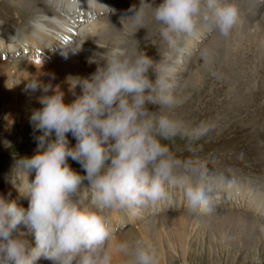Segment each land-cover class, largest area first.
<instances>
[{
  "label": "clouds",
  "instance_id": "clouds-1",
  "mask_svg": "<svg viewBox=\"0 0 264 264\" xmlns=\"http://www.w3.org/2000/svg\"><path fill=\"white\" fill-rule=\"evenodd\" d=\"M130 11L126 20L143 27L141 5ZM151 12L170 45L176 35L191 33L202 13L223 37L239 19L230 0H161ZM103 49L89 61L97 65L89 77L70 78V90L81 89L71 103L64 102L59 86L37 78L26 85L45 93L37 98L42 107L30 117L42 134L34 154L14 164L23 176L14 186L27 207L0 196V264H36L41 257L51 264H115L114 254L120 264H159L150 240L114 239L110 213L138 216L170 199L166 186L181 189L184 211L194 222L215 213L213 199L223 177L212 174L203 159L178 160L161 142L180 136L191 143L213 125L201 120L189 126L169 114L181 101L167 70L145 51L120 42ZM68 133L76 140L74 147ZM68 158L80 164L84 176L69 166ZM84 180L86 188L81 187ZM81 192L90 207L80 199ZM21 226L34 233L35 246L23 239Z\"/></svg>",
  "mask_w": 264,
  "mask_h": 264
},
{
  "label": "rangeland",
  "instance_id": "rangeland-1",
  "mask_svg": "<svg viewBox=\"0 0 264 264\" xmlns=\"http://www.w3.org/2000/svg\"><path fill=\"white\" fill-rule=\"evenodd\" d=\"M38 1L44 4L43 0ZM149 1L151 0H134V4L130 9H138L140 5L144 8L146 4L149 6L152 4ZM230 2L233 3V0H230ZM127 3H129V0H116L113 5L105 6L104 9L100 10L101 12L99 11L96 17L99 20H106L110 16L117 14L121 9L120 7L124 8ZM246 3H249V1L245 0L241 5L236 4V7L241 11L240 9ZM10 5L11 0H0V35L3 39L10 38L12 40L19 38L21 31L29 27L31 18L18 9L12 10ZM53 12V14L59 16V12H56L54 9ZM131 15H133V12L129 10V14H125L123 17L127 19ZM201 18L204 19L205 14L202 13L197 20H201ZM238 20L239 30L234 33L238 36L239 41L234 42H240L239 44L242 45V48H245L244 34L240 33V31L245 26L242 22L247 23V20L244 19L242 13L239 14ZM129 22L131 23L128 20L124 22L125 28L122 29L121 33L128 34L132 31ZM258 22L264 25V5L249 20V25L246 24L248 27H246L245 33H253L254 30L252 28ZM157 28L158 25L156 24V26L143 32L137 39L141 41L139 44H146L149 48H153L154 56L152 55L151 58L157 62L158 66L166 68L168 62L173 60L176 49L180 47L185 34L176 35L174 43L170 45L163 40ZM207 29L208 33H203V38L199 41L200 43L193 48L191 53L186 48L181 49V56L187 57V68L178 80L176 87L173 88L174 94L179 98L181 103L172 109L169 114L176 118L179 116L178 119L184 121L189 126L194 125L193 121L198 120L201 116V112L198 110L199 107L194 106H200V97L212 90V82L216 76L215 68L222 59L219 55L217 56L216 48H218V45L228 48V44L231 42V36L229 38L221 36L213 25ZM212 33L218 34L220 38L214 47L209 45L208 42ZM27 40L31 41L30 39ZM124 46L127 47L126 44ZM1 47L2 45H0ZM54 48H43L40 46V49L35 48L34 54L32 43L25 45L23 42L21 43L20 39L14 40L10 45L6 46L4 51L0 50V56H2L3 61H8L9 65H11L14 61L19 63L25 60H34V70H29L28 73V71H25V65L21 63L2 68L0 66V79L3 80L1 81L6 83L7 80L11 79L9 80L11 84H20L25 79L26 83L24 81V84H27V79L30 81L33 78L32 81H34L37 78L42 83H45L46 77L48 79L49 76L61 79L63 76H66V70H63L60 65L54 64L52 66L51 63L49 64L44 61L49 59L50 55L48 54L61 51L59 44ZM130 49H137V47L133 46ZM257 49L258 45L255 47V53L258 51ZM16 50H18V54H16ZM20 51L23 52L20 53ZM9 52H13L15 55L10 56ZM31 53H33L32 56ZM218 53L221 54L219 51ZM255 56L258 55L256 54ZM257 61L258 59H254V64H251L250 70L252 74L255 73V62ZM195 65L197 66L196 70ZM192 70H195V72L192 73ZM60 72L63 76L60 75ZM36 75L41 77H37ZM149 75L150 78H154L151 70ZM190 76L194 79H190L192 82H189L185 86ZM206 80L209 83L208 85H206ZM64 85L66 83L63 79L54 80L53 82V87L59 86L60 91L63 93L64 102L71 103L74 100L71 99L73 95L69 97L68 92H66L67 89H64L66 88ZM253 85L255 88L256 85ZM43 94L45 93L36 91L31 96L30 93L24 100V106L17 105L18 103H16V107L10 113V107L7 103L12 100L8 99V96L0 91V196L6 202L15 201L19 206L25 208L28 205V201L18 193L17 188L14 186V183L18 185L19 180H23V176L14 164L21 157H31L37 148V137L42 133L35 129L34 125L30 122V117L34 109L42 107L37 98ZM185 101L188 102V105L184 107ZM260 102L263 103L264 99ZM188 109H193V113L196 114L195 120L191 119L192 114L187 113ZM259 112L261 111L255 112L254 123L256 125L250 123V118L242 115L243 119L239 127L240 130L233 129L230 133H223L222 136L220 135L222 130L218 133V129L213 126L212 130L206 135L191 143L186 138L180 136H177L173 140L161 141L168 145L178 160L203 159L212 174L223 177L224 184L218 188L217 194L213 199L215 213L210 219H206L200 223L194 222L184 211L181 189L178 186H166L170 193V198H172V205L168 200H164L155 207L142 209L140 215L135 220L128 218V222H125V218L127 215L129 217V214L124 211H112L114 222L111 224L115 230L114 239L119 240L128 238L129 236H136L150 240L158 251L159 264H264V232L262 233L258 229L257 223L253 224V221H258L260 222L259 224L264 225V200L260 201L256 206H248V195L244 193L247 189L255 188L259 192L258 194L264 196V156L262 155L264 153V134L259 132L260 127L257 126L260 118ZM66 135L69 146L74 147L76 143L75 138L71 133ZM242 151L244 154H242ZM257 155L261 157L257 158ZM68 164L82 176L85 175L84 170L76 161L68 158ZM181 171L182 169H177L178 173ZM28 178L31 181L34 178V172L30 173ZM81 187H87L86 180L82 182ZM223 191H226L227 194L220 200L218 196ZM231 192H234V194L229 198L231 195L228 193L231 194ZM180 198L182 201L178 202ZM225 198H229V200L225 202ZM232 198H239L247 209L251 211V215L249 213L245 214L240 207L230 206ZM80 199L84 201L86 206L90 207L83 192H81ZM258 212H261L263 217L256 215ZM21 231L25 232L23 239L29 240L30 234L22 226ZM114 260L115 264H120V257L118 255L114 254ZM42 262L51 264L45 258L42 260L38 259L36 264Z\"/></svg>",
  "mask_w": 264,
  "mask_h": 264
},
{
  "label": "bare ground",
  "instance_id": "bare-ground-1",
  "mask_svg": "<svg viewBox=\"0 0 264 264\" xmlns=\"http://www.w3.org/2000/svg\"><path fill=\"white\" fill-rule=\"evenodd\" d=\"M43 1L44 4L39 2L38 0H11L10 8H12V10L18 9L28 17L30 16L31 23L27 29L21 31L20 36L18 35L19 38H15L12 40L10 38L3 39V37L0 35V45H2L0 50L2 49L4 51L6 46L10 45L16 39H20L21 43L23 42L25 45H27L28 43H32L33 52L35 48L40 49V46L43 48L52 47V49H55L54 47L59 44V48H61V51L59 50L60 52H53L54 54H48L50 55L49 59L47 61H44L49 64L51 63L52 66L54 64L60 65L63 70H66V76H63L61 72L60 75L63 76L61 79H63L66 83V85H64L66 86V88L64 89H67L66 92H68L69 97L73 95L71 99H75V96L80 95L81 89L79 86H77L74 90H70V84L72 83L70 78L89 77L95 71L97 66L95 63H90L89 61L95 56L97 52L104 51V47L111 46L114 42H120L123 46L126 44L129 49L133 46H136L138 50H143L149 57H152L153 48H149L146 44H139V42L141 41L137 38L149 28L156 26L157 23L152 17L151 6H156L161 2V0H151L149 2H152V4H150L149 6L148 4L145 5V7L143 8V11L145 13L144 26L137 29L132 22H129L131 25L130 29H132V31H130L128 34L121 33L122 29L125 28L124 22L126 21L123 16L125 14H129L130 7L134 4V0H129V3H127L124 8L120 7L121 9L119 8L120 10L118 12L116 11L117 14L110 16L106 20L97 19L96 14L100 10L104 9L105 6L113 5L116 0ZM244 1L245 0H233V3L235 5H241ZM248 1L249 3H246V5H244L240 9L241 11L238 10L239 14L242 13L244 15V19L247 20V23L242 22V24H244L245 26L240 31V33L244 34L243 39L245 40V48H242V45L239 44L240 42H234L239 41L238 36L234 33L239 30V25L237 22V24L231 30L230 34L226 37L229 38L231 36V42L228 44V48H224L223 45H218V48H216L217 56L219 55L222 59L218 62L215 68L216 76L212 82V90L210 91L209 89L210 92H207L205 95H202L200 97V106H194L199 107L198 110H200L201 116L198 118V120H195L196 114L193 113V109H188L187 111V113L193 115L191 116V119L195 120L193 121L194 124L201 120L209 121L214 126V128L218 129V133L220 130H222V133L220 134L221 136L225 132L230 133L231 131H233V129L240 130L239 127L241 126V122L243 119L242 115H244V117L250 118V123H254V117H256L255 112L258 110H260L261 112H259L260 118L258 120L257 126L260 127L259 132H262L264 134V102H260L262 99H264V25L258 22L252 28L254 30L253 33H245V31L247 30L246 27H248L249 25V20L260 11L262 6L264 5V0ZM53 9L56 10V12H59V16L53 14ZM212 25L213 24L211 20L201 18V20H197L193 31L183 36L181 45L176 49L173 60L169 61L168 66L165 68L169 76L171 77L173 88L176 87V85L178 84V80L187 68V57L181 56V49L186 48L189 50V53H191L193 48H195V46L200 43L199 41L203 38V33L207 34V28L212 27ZM213 33L212 36L210 34L211 37L208 40L209 45H211L212 47H214V45L217 44V42L220 40L218 34ZM27 39H30L31 41ZM256 43L258 45V51L255 53V47L257 46H255ZM218 51L221 52V54L218 53ZM22 52L23 51H20V53ZM9 53L10 56L15 55L13 52ZM16 54H18V50H16ZM256 54L258 56H255ZM32 55L33 53H31V56ZM254 59H258V61L255 62V73L252 74L250 67L252 66L251 64H254ZM34 62V60H25L19 63L14 61L11 63V65H17L21 63L25 65V71H28L29 73V70H34ZM11 65H9L8 61L4 62L2 56H0L1 68ZM194 67L196 70L197 66L195 65ZM195 70H192V73H194ZM10 73L12 74V72ZM36 76L41 77L38 75ZM61 79H55L54 77L51 78V76H49V79L48 77H46L45 84L50 83L53 86L54 80ZM190 79L193 80L194 78L190 76L189 80L186 81L185 86L189 82H192V80ZM1 80L2 79H0V91L6 94L8 96V99L13 101L8 102L7 99V104L10 107V113L14 110L13 108L16 107V103H18L17 105L24 106V100L27 98V96H29L30 93L31 96L34 94V92H32L31 90L26 89L27 84H24L25 79L23 82H19L20 84H11L9 81L11 79H6V83H3V80ZM32 80L33 78L30 79V81ZM27 81L29 80L27 79ZM205 82L206 85L209 84L207 80ZM253 84L256 85L255 88L253 87ZM73 92L75 93V95L73 94ZM187 105L188 102L185 103L184 107ZM149 107L150 109L154 108V110L157 108V106L151 105ZM243 139H245V137H243ZM242 154H244L243 151ZM262 155L264 156V153ZM260 157L261 156H258L257 158ZM244 193L245 195H248V206H256L260 201L264 200V196L258 194L259 192L255 188L247 189V191H244ZM226 194L227 192L223 191V193L219 195L218 198L221 200V198L225 197ZM228 194L231 195L229 197L231 198L234 192ZM229 198H225V202L228 201ZM168 201L171 205L173 204L172 198L168 199ZM179 201H182V199H178V202ZM231 202L232 204H229L230 206L240 207V209H243V212H245V214H250L251 211L247 209V207L239 198H232ZM221 203L223 202L221 201ZM113 215L114 214L111 212L110 219L112 224L114 222ZM256 215L263 217V214L261 212H258ZM123 216L126 217L125 214H123ZM136 217L137 216L133 217L131 215H129L128 217L127 215V217L125 218V222L129 221L128 218H130L131 220H135ZM255 223H257V227H259L258 229L263 233L264 225L259 224L260 222L258 221H253V224ZM22 228L26 229L23 226ZM26 232L30 234L29 240H26L28 242V245L35 246L34 234L29 232L28 229H26ZM40 259L42 260L43 257H41ZM40 264L46 263L42 262Z\"/></svg>",
  "mask_w": 264,
  "mask_h": 264
},
{
  "label": "snow or ice",
  "instance_id": "snow-or-ice-1",
  "mask_svg": "<svg viewBox=\"0 0 264 264\" xmlns=\"http://www.w3.org/2000/svg\"><path fill=\"white\" fill-rule=\"evenodd\" d=\"M37 63H39V61H37Z\"/></svg>",
  "mask_w": 264,
  "mask_h": 264
}]
</instances>
